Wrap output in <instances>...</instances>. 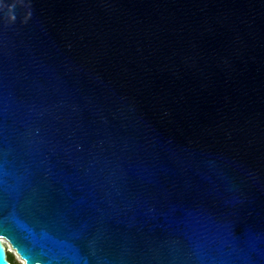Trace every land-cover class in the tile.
Here are the masks:
<instances>
[{
  "label": "water",
  "instance_id": "obj_1",
  "mask_svg": "<svg viewBox=\"0 0 264 264\" xmlns=\"http://www.w3.org/2000/svg\"><path fill=\"white\" fill-rule=\"evenodd\" d=\"M264 264V0H0V264Z\"/></svg>",
  "mask_w": 264,
  "mask_h": 264
},
{
  "label": "rangeland",
  "instance_id": "obj_2",
  "mask_svg": "<svg viewBox=\"0 0 264 264\" xmlns=\"http://www.w3.org/2000/svg\"><path fill=\"white\" fill-rule=\"evenodd\" d=\"M3 241H6V240L3 239ZM8 249H10V248L8 247ZM10 254H11L10 260H11L12 264H23L17 259L15 253L10 252Z\"/></svg>",
  "mask_w": 264,
  "mask_h": 264
},
{
  "label": "bare ground",
  "instance_id": "obj_3",
  "mask_svg": "<svg viewBox=\"0 0 264 264\" xmlns=\"http://www.w3.org/2000/svg\"><path fill=\"white\" fill-rule=\"evenodd\" d=\"M4 243L6 244L7 250H8L9 252L15 253V251L11 248L10 244H9L7 241H4ZM8 247H9L10 249H8ZM15 255H16L17 259H18L21 263L25 264V263L23 262V260H22V259H21L16 253H15Z\"/></svg>",
  "mask_w": 264,
  "mask_h": 264
},
{
  "label": "trees",
  "instance_id": "obj_4",
  "mask_svg": "<svg viewBox=\"0 0 264 264\" xmlns=\"http://www.w3.org/2000/svg\"><path fill=\"white\" fill-rule=\"evenodd\" d=\"M7 254H8V260L10 261V264H12V262H11V260H10V258H11V254H10V252L7 251Z\"/></svg>",
  "mask_w": 264,
  "mask_h": 264
}]
</instances>
